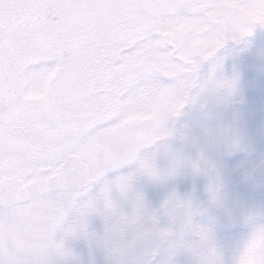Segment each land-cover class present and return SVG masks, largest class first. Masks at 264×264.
Returning <instances> with one entry per match:
<instances>
[{
  "label": "flooded vegetation",
  "instance_id": "1",
  "mask_svg": "<svg viewBox=\"0 0 264 264\" xmlns=\"http://www.w3.org/2000/svg\"><path fill=\"white\" fill-rule=\"evenodd\" d=\"M134 1L126 0V3L129 6ZM27 2L25 0V7L16 12L19 15L0 29V75L6 87V102L0 108V158L5 165L3 181L7 190L4 203L10 209L6 214L0 213V258L27 261L35 257V264L43 258L45 264H70V255L74 253L69 247H65L67 255H47L59 244L60 202L55 195L61 189H48L47 179L38 178L35 170L50 156L64 161L68 155L78 154L75 136L90 139L93 118L95 122H102L108 115L118 114L119 105L116 103L115 106V102L120 98L108 95L106 89L114 79L111 72L114 65L117 69L119 49L122 50L125 42L131 43L140 23L135 19L134 27L125 32V0ZM252 24L253 28L259 25L258 34L263 35L264 14L260 13ZM151 27L153 25L149 22L143 24V29ZM254 35L252 31L245 38ZM255 40L259 54L256 50L252 54L253 46L250 47L244 67L236 63L234 54L227 55L229 71L223 75L211 73V80L199 90L201 107L204 108L212 105L218 97L217 81L229 80L234 86L232 91L221 97L217 110L221 117L216 120L212 132L204 134L207 142H203L211 158H203L200 171L215 172L209 189L201 182L197 184L199 171L194 169L192 162L190 169L194 177L193 189L200 188L198 196L205 202L206 193L209 194L210 190H220L224 197L225 191L235 186L236 179L246 178L248 185L259 191L246 209L249 213L258 214L264 211V192L260 193L264 191V179L251 181L249 175L261 160L244 163V154H241L244 151L236 150L250 143L251 139L257 143L264 138L253 132L248 119L250 107L261 105L262 108L264 105V55L261 53L264 39ZM234 41L226 38L225 44ZM53 54L57 59L54 70L41 73V65L47 63ZM98 94H102L100 100L93 101V95ZM134 123L131 138L139 139L143 125ZM118 137L123 139L125 136L119 134ZM210 159L217 163L218 170L208 166ZM233 173V179L222 184L223 179ZM259 196L261 198L257 199ZM211 204L209 197L204 206L199 205L205 209ZM206 212L209 211L201 210L200 213ZM218 223L222 226L221 232H228L230 236L233 227L235 230L241 227L249 235L246 248L252 245L250 251L258 255L257 260L263 258L264 247L258 240H252V236L264 234V231L257 232V227L251 230L250 222L235 223L225 217ZM49 224L51 245L33 244Z\"/></svg>",
  "mask_w": 264,
  "mask_h": 264
},
{
  "label": "rangeland",
  "instance_id": "2",
  "mask_svg": "<svg viewBox=\"0 0 264 264\" xmlns=\"http://www.w3.org/2000/svg\"><path fill=\"white\" fill-rule=\"evenodd\" d=\"M215 6L213 11L207 10L206 12L211 23L197 26L196 21H182L165 31V35L171 37L173 42H179L177 46H183L182 59L185 64L194 66L203 59L205 65L201 72L204 75L208 71L206 58L209 54L223 57L222 62L212 72L214 75H223L229 71L226 67L227 55L234 54L236 63L244 67L243 62L245 56L250 54V47L253 46L252 54L255 50L259 54V47L255 46V38L264 39V33L263 35L258 34L259 25L253 28L252 24L260 13L264 14V0H217ZM124 13L125 32H129L134 27L135 19L140 23L137 27L139 30H136L132 40L144 30L143 24L149 22L155 26L161 22L160 14L148 7L144 0H135L129 6L125 0ZM249 28L253 29L254 36L225 44L226 38L240 37L241 33ZM128 43H124L122 50L128 46L126 45ZM122 50L119 49L117 69L114 65V71L111 72L114 78L120 72H129L137 63L132 59L121 63ZM261 53L264 55V48ZM152 67L158 68L157 65H152ZM111 70L110 68L108 71ZM159 71L162 73V82L153 83L141 95L119 97V101L115 102V106L116 103L119 105L118 114L113 117L107 116V120H112L113 123L103 127L102 122H95L93 118L91 138H83L82 135L75 136L76 153L88 163L89 170L115 158L126 147H131L141 137L149 134L151 127L143 126L140 127L139 139H132L135 121L141 125L146 122L155 125L162 114L170 113L182 95L178 82L185 75L190 74V69L168 65L167 70L160 68ZM199 90V87L192 90V96L181 114L169 121L170 134L141 151V156L154 154L155 165L160 170L159 177L152 178L141 172L139 159L124 164L118 169L109 170L99 182H93L86 191L81 192L77 197L78 204L65 211L60 217L59 243L63 241L65 247L72 249L74 254L70 255L72 258L69 261L70 264H197L199 258L210 261L211 264H235V254L239 249V264H264V256L261 260H257L258 255L250 251L252 245L246 248V243L249 241L247 232L241 227H237L236 230L233 227L234 230L230 231L233 234L230 236L228 232H221L222 226L218 223L222 217H225L230 222H250L251 230L257 227V232L264 231V211L255 214L249 213L246 209L259 193L248 185L246 178L236 179L235 186L225 191L224 197L221 196L220 190H210L209 194L206 193L207 200H205L207 202L210 197L212 204L205 209L200 208L199 204L204 206L206 202L200 201L197 192L200 188L193 189L194 177L190 164L197 160L201 163L205 157L211 158L203 142L206 141L204 134L212 132L216 120L220 119L221 115L217 110L220 107L221 97L229 91L218 90V97L214 99L212 105L202 108ZM99 97H102V94L93 95V101L100 100ZM260 106L250 107L248 119L252 123L253 132L260 133L264 137V105L262 108ZM142 128H144V134ZM119 134L125 137L119 139ZM236 150L244 151L241 153L242 156L244 154V163L249 160L252 163L260 161L264 159V138L257 143L251 139L250 143ZM250 152L251 154H248ZM208 166L213 167L214 170L219 169L212 159L209 160ZM170 169H175L174 174H169ZM121 175L132 177L131 187L125 193L113 186L111 197L114 212L105 213L103 201L100 200L101 210L89 214L81 228L76 223L80 216L79 203L98 198L103 184ZM234 175L233 173L223 179L222 184H227ZM197 177V184L201 182L209 189L215 172L212 174L211 171L202 170L197 172ZM133 187H135L134 191ZM173 193L185 202V208L182 211H191L192 224L206 231V239L199 240L196 230L184 227L182 214L173 217L162 207L163 202ZM137 195L142 198L143 202L142 222L146 226L154 225L156 229H168L166 236H161L157 231L152 230L144 231L134 237L132 230L120 222V216L132 214ZM55 196L59 198L61 212L63 199L59 194ZM51 197L44 196V198ZM260 198L259 196L257 199ZM201 210L209 212L201 214ZM74 223H76L75 231L69 233L68 229ZM258 236H252V240H258L263 248L264 234ZM51 241L49 224V227H44L39 238L34 239L32 243H37L38 246H50ZM192 245H196L199 257L190 250ZM262 253L264 254L263 250ZM27 261L35 264L36 258Z\"/></svg>",
  "mask_w": 264,
  "mask_h": 264
},
{
  "label": "snow or ice",
  "instance_id": "3",
  "mask_svg": "<svg viewBox=\"0 0 264 264\" xmlns=\"http://www.w3.org/2000/svg\"><path fill=\"white\" fill-rule=\"evenodd\" d=\"M148 7L160 14L161 22L151 28L144 29L138 34L132 42L120 53V62L123 63L129 59L136 61V66L131 68L129 72L118 73L114 80L108 85L106 93L113 97H134L145 93L149 87L156 82H162V73L160 68L168 69V65L183 67L190 69V74L185 75L179 82L178 86L182 89V95L171 109L170 113L162 114L159 121L152 125L146 122L144 127H151L148 135L141 137L131 147H126L115 158L106 163L94 167L83 174L73 175L68 166L62 159L50 156L39 168L35 170L38 178L50 179L57 188L61 189L59 195L63 199V207L60 216L64 212L78 204L77 197L81 192L86 191L93 182H99L106 172L118 169L124 164L130 163L137 159L140 160L139 170L149 177L157 178L160 176V170L154 162V154L141 156V151L146 146L154 144L156 141L167 137L171 129L169 121L173 120L181 114L185 104L192 96V90L195 88H203L210 80L211 73L222 62L223 57L209 54L207 56L208 71L204 75L201 69L205 65L203 59L198 61L194 66L185 64L182 59L184 52L183 46H177L178 41L173 42L171 37L165 35V31L182 21H196L197 26L211 23L206 12L215 6L217 0H144ZM25 7V0H0V29L7 26L12 15ZM264 25V24H262ZM253 31L252 28L241 33L240 37H233L239 40ZM220 46V45H218ZM142 61V63H140ZM57 64L56 56L50 55L48 62L41 65L39 71L41 73L54 70ZM157 65L158 68L152 67ZM216 90L232 91L234 89L233 82L229 80H219L215 83ZM3 99V85L0 84V100ZM113 123L112 120L102 121V126L107 127ZM196 171L201 170L199 160L193 163ZM61 168L64 169V175H61ZM5 165L0 158V213L6 214L10 209L4 203V195L6 185L3 181ZM175 169H170L169 174H174ZM132 177L130 175L117 176L115 180L108 181L103 184L100 189V195L96 199H89L83 203H79L80 216L76 223L83 228L86 217L92 212L100 211L99 201H103V211L105 213L114 212V203L111 197L113 186L120 192H128L131 187ZM215 199V197H213ZM170 215L175 217L177 214L184 216V227L192 228L197 231L199 240L206 239L207 233L198 226L192 224L191 211H182L185 208V202L180 200L175 193L171 194L162 204ZM143 208L142 198L137 195L135 205L131 215L120 216V222L132 230L133 236H138L144 231L155 230L161 236H166L168 229H156L155 226H146L141 219V210ZM76 223L69 227L68 232L74 233ZM190 250L198 256L196 245H192ZM58 253L67 255L65 244L61 241L47 255ZM46 255V256H47ZM45 256V257H46ZM199 257V256H198ZM0 264H33L32 261L23 259L16 261H6L0 258ZM38 264H45L44 258ZM197 264H211L203 258H199Z\"/></svg>",
  "mask_w": 264,
  "mask_h": 264
},
{
  "label": "water",
  "instance_id": "4",
  "mask_svg": "<svg viewBox=\"0 0 264 264\" xmlns=\"http://www.w3.org/2000/svg\"><path fill=\"white\" fill-rule=\"evenodd\" d=\"M0 84L3 85V99L0 100V108H1L4 105L6 99V90L1 75H0ZM64 163L68 166V168L71 170L73 175L83 174L89 171L87 164L83 162L81 157L77 154L69 155L64 160ZM61 175H64L63 168H61ZM250 178L252 181L264 179V160L254 167V169L251 171ZM46 186L51 190L59 189L53 183H51L50 179L46 181Z\"/></svg>",
  "mask_w": 264,
  "mask_h": 264
},
{
  "label": "clouds",
  "instance_id": "5",
  "mask_svg": "<svg viewBox=\"0 0 264 264\" xmlns=\"http://www.w3.org/2000/svg\"><path fill=\"white\" fill-rule=\"evenodd\" d=\"M239 253H240V249L235 254V264H239Z\"/></svg>",
  "mask_w": 264,
  "mask_h": 264
}]
</instances>
